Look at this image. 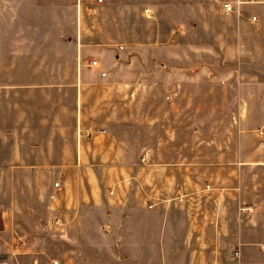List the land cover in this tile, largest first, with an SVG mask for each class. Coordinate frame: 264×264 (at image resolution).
I'll list each match as a JSON object with an SVG mask.
<instances>
[{"label": "rangeland", "instance_id": "rangeland-1", "mask_svg": "<svg viewBox=\"0 0 264 264\" xmlns=\"http://www.w3.org/2000/svg\"><path fill=\"white\" fill-rule=\"evenodd\" d=\"M87 1L82 0L85 4ZM124 1L133 2L135 7L130 9L131 19L128 24L116 26V0H103L98 7L86 8L82 23L81 0H0V21L5 23L0 27V86L6 87L0 90V129L5 128L9 135L16 131L19 135H26L0 138V161H16L14 152L19 148L25 159L27 157L26 162L41 166L33 171L22 170L21 174L6 171L2 201L6 205L5 221L11 227L13 220L21 226V235H25L27 246L15 248L14 236L18 237L12 234L13 241L6 248H0V264H53V260L60 264H78L76 261H61L73 248L72 241L66 239L69 233L56 232L47 226L51 194L58 199H76L88 192L81 179H78L83 175L81 169L70 166L68 177L63 180L59 170L49 167L66 157L70 164L77 162L76 151L81 140L78 133L76 85L81 81V75L77 73L75 53L64 48L65 41L69 35H78L82 31L89 46L121 44L123 50L126 49L134 56L131 64L133 71L126 72V68L120 66L125 65L123 58L117 65L116 73L103 78L87 74L84 81L107 82L110 85L133 81L140 85L150 76H158H149L143 72L148 64L152 65L148 60L159 53L156 34L167 39L166 35L174 30V10H167L168 15L164 13L166 11L156 13L157 19L151 21L145 20L143 15V4L169 0H121ZM70 3L79 7L78 13L68 7ZM183 13H180L181 25L178 26L181 27L185 41L177 39L174 42L168 39L163 44L178 43L181 47H167L160 49V52L167 50L164 56L169 60L180 56L181 61L178 63L182 67L206 65L215 74L211 80H206L205 75L201 74L194 80L198 82L197 88L181 91V105L165 107L166 112L171 115L177 113L180 117H170L169 121L160 124L143 123L139 118L143 107L140 103L134 104V114L138 120L131 121V128L126 129L127 121L124 117L129 111L121 100L126 97L124 90L114 88L107 91L104 86L101 89L105 90L95 91L96 96L93 89L82 91L83 112L93 107V103H99L93 110L101 115L99 123L108 129L123 124L125 130L119 139L127 145L121 159L128 174L122 170L117 174L115 170L114 173L111 170L98 171V189L105 193L111 192V179L119 177L140 181L143 173L147 174L148 168L155 171L157 168H171L174 164L191 165L194 178H212L220 187L235 191L240 196L241 202L232 204L233 210H237L238 204L251 207L252 210L243 219L242 236L246 242L254 245L243 253L242 262L264 264V253L258 250L259 244L264 243V165H240L238 143L241 132H250L264 120V102L254 104V95L261 93L259 89L245 88L240 91L237 88L239 81L264 79V3L248 6L244 18L216 16L215 25L209 33H205L203 27L204 31L195 34L191 41L190 30L186 25L188 17ZM251 14L257 16L255 24L247 22L246 18ZM94 38L99 41L91 42ZM207 38L212 41L214 49L200 50ZM114 39L115 42L111 41ZM195 44H198V50H194ZM153 80L157 81L156 78ZM139 85L135 87L134 93L137 98H142L144 93L146 97L152 94L150 97L164 101L170 94L168 90L155 87L145 91ZM241 97L248 101L247 107H240ZM150 108L153 113L159 114L164 107L154 105ZM240 108L242 113L247 108L248 113L242 121L239 118ZM116 112L119 118H110ZM62 124L67 131L65 136L50 138V132ZM52 141L56 146L63 143L69 147V154L51 153L47 143ZM147 145L151 146L153 152L146 154L147 164H144L142 158L147 151L143 152V147ZM252 145L251 138H247L245 150ZM36 146L41 149L37 153L32 152ZM101 156L107 158L109 155ZM58 180L60 188L55 190L53 185ZM57 205L55 203L54 207ZM254 211L256 215H252ZM11 233L10 230L8 241ZM231 252L232 248H228L224 250L226 255L223 256L227 259ZM220 262L233 264L230 259ZM84 264L107 263L84 261ZM148 264H153V261Z\"/></svg>", "mask_w": 264, "mask_h": 264}, {"label": "crops", "instance_id": "crops-1", "mask_svg": "<svg viewBox=\"0 0 264 264\" xmlns=\"http://www.w3.org/2000/svg\"><path fill=\"white\" fill-rule=\"evenodd\" d=\"M221 1L228 2L235 8L238 7L239 13H223ZM237 2H240V4L237 5ZM101 3H97L96 0H88L86 5L81 0V23L84 10L98 7ZM116 3L115 25H127L131 19L130 9L135 5L133 2H121V0H116ZM262 3H264V0H202L201 2L196 0H169L143 4V15L147 21L157 19L156 13L162 11H166L164 13L167 14V10H174L175 13L173 17L174 24L171 22L174 30H171L170 35H166L167 39H164L159 33L156 34L155 42H157L156 48L159 53L148 60L151 61L152 65L148 64L147 67L143 68V72L148 73L149 76L152 74L158 76H148L149 78L142 81L140 85L133 81L111 85L107 82L84 81L87 74H96L99 78H103L116 73L117 65L122 62L123 58L125 65L120 66L125 67L126 72L133 71L131 64L134 56L126 49L123 50L121 44H94L89 46L90 44H87L82 31L78 35H69L64 48L74 51L75 64L78 63L77 73L81 75V81L76 84L80 147L76 151L77 162L74 161L70 164L66 157L65 160L62 158L61 161L51 164L49 167L59 170V176L63 180L67 179V171L70 166L81 169L83 175L78 179H81V183L87 187L88 192L76 199H58L54 194L50 196V206L48 207L50 218L47 226L56 232L63 233L66 231L69 233V238L66 239L72 241L73 244L72 250L61 261H76L78 264L80 261L81 264H84V261H100L101 263L104 261L107 264H148L149 261H153V264H217L218 261L221 264L220 261H229L230 259L233 264H243V253L247 249H251L254 243L246 242L242 236L244 230L242 223L246 213H241L239 208L244 205L238 204L237 210L232 208V204L236 201L241 202L240 196L236 195L235 191H228L226 188L220 187L217 185V181L212 178H194L192 174L194 168H190L191 165L174 164L171 168H157L155 171L148 168L147 174L143 173L140 181L137 179L127 180L128 177L122 179L118 176L119 178L111 179V192L105 193L100 188L98 189V179L96 177L98 171L111 170L114 173L113 170H115L117 174L118 171L122 170L125 171V174H128L127 167L121 159L127 145L119 139L121 132L125 130H123V124L112 129L102 126L99 123L101 115L93 111L99 103H93V107L85 109L83 112L81 102H83V90L93 89L96 96L95 91L105 90L101 88L106 86L107 91L114 88L125 91L126 97L121 100L124 101L123 103L129 111L124 117V120L127 121V124H125L126 129L131 128V121L138 120L134 114V104L139 103L143 108L142 113L139 114L140 117L137 116L143 123L160 124L169 121L170 117L177 119L180 115L177 113L171 115L166 112L165 107L181 105V91L186 88H197L198 82L194 80L199 78L201 74L205 75L203 76L207 78L206 80H211L215 74L206 65L195 66L194 68L182 67L178 63V61H181L180 56L174 57V60H169L164 56L167 50L160 52V49L167 47H181V44L178 43L163 44L168 39H173L174 42L177 39L185 41V38H182L183 35H181L183 34L181 27L178 26V24L181 25L179 23L181 22L180 13L189 12V15L183 14L188 17L186 25L190 30L191 41L195 34H200L204 31V28L205 33H209L215 25L216 16H225L224 18L227 19L244 18L248 6ZM68 7L70 9L74 8L76 13L80 10L73 3L68 4ZM118 11H120V14ZM252 17L256 18L255 21L251 19ZM246 19L249 24H255L258 21L257 16L254 14ZM4 25L5 23L0 21V27ZM127 39L128 36H126L125 41ZM98 41L94 38L91 42ZM111 41L115 42L116 39ZM226 42L229 45V42ZM193 48L198 50V44H195ZM213 49L214 45L209 38L204 40V44L200 46V50ZM93 62L96 64L93 65ZM155 78L157 81L153 80ZM138 85L145 91H150L155 87L168 90L167 92L170 91V94L166 98L164 97V101L150 97L152 94L146 97L144 93L142 98H137L134 97V93L135 87ZM5 88L4 85L0 86V90ZM237 88L240 91L245 88L259 89L261 93L260 95H254V104L258 105L260 102H264V79L258 80L255 78L254 81H239ZM239 100L240 107L249 105L246 99L241 97ZM154 105L164 108L159 114H155L150 108ZM117 114V112L114 113L110 118H119ZM247 116V108L243 113L242 110L240 111L239 118L241 121ZM257 118L256 114L255 119ZM254 128L249 130L248 133L241 132L239 135L240 165H264V120ZM66 132L63 124L58 125L50 132L49 137L63 138ZM22 133H25V131H22ZM11 134L9 135L5 128L0 129V138H6L7 135L26 136L19 135L18 131ZM247 138H251L253 145L250 149L245 150V140ZM47 146L50 147L51 153L68 155L70 152L69 147L63 143L61 146H56L52 141L47 143ZM35 148L32 149V152L37 153L41 149L38 146ZM145 151L150 155L153 149L150 145H147L146 148L143 147V152ZM14 153L16 154V161L11 163L0 161V248H6V245L13 241L12 234H14L18 237L14 236V247L21 249L27 246L24 241L25 235H21V226L13 220L11 227L9 222H7V225L5 221L7 217L6 205L2 202L5 194V175L7 170L21 174L22 170L33 171V169H39L41 166L26 162L27 157L25 159L19 148ZM222 153H224V150H222ZM103 154L109 156L105 158L101 156ZM143 163L147 164V162ZM178 196H184L183 202L179 203L176 200ZM54 202L56 205L58 204L55 207ZM149 205H152V207L149 208ZM15 210L13 209V211ZM255 212L252 215H256ZM55 220L58 223L52 226ZM10 230L13 233H11L10 241H8L7 236H9ZM228 248H232L233 252L226 259L223 255H226L224 250ZM258 250L264 253V243L259 244Z\"/></svg>", "mask_w": 264, "mask_h": 264}, {"label": "built area", "instance_id": "built-area-1", "mask_svg": "<svg viewBox=\"0 0 264 264\" xmlns=\"http://www.w3.org/2000/svg\"><path fill=\"white\" fill-rule=\"evenodd\" d=\"M102 1H103V0H96L97 3H101ZM210 1H216V0H210ZM239 4H240V2H237V5H239ZM221 9H222L223 13H225V14L239 13V9H238V7L235 8L234 6H232V5H231L230 3H228V2H222V1H221ZM251 19H252L253 21H255L256 18H255V17H252ZM92 64L95 65L96 63L93 62ZM146 154H147V153H145L144 157L142 158V162H145ZM53 187H54L55 190H59V188H60V183H59V182L54 183ZM183 199H184V196H181V197L178 196V197H176V200H177L179 203L183 202ZM148 207L151 208L152 205H149ZM251 210H252V209H251V207H249V206H243V207H240V208H239V211H240L241 213H249ZM54 222H55L56 224L58 223L57 220H55ZM236 254H237V253H236ZM53 264H59V262L56 261V260H53Z\"/></svg>", "mask_w": 264, "mask_h": 264}]
</instances>
